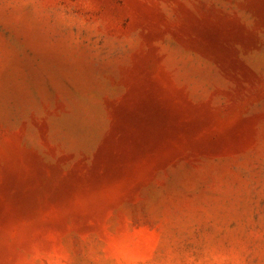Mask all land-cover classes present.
Wrapping results in <instances>:
<instances>
[{
  "label": "rangeland",
  "instance_id": "1",
  "mask_svg": "<svg viewBox=\"0 0 264 264\" xmlns=\"http://www.w3.org/2000/svg\"><path fill=\"white\" fill-rule=\"evenodd\" d=\"M0 264H264V0H0Z\"/></svg>",
  "mask_w": 264,
  "mask_h": 264
}]
</instances>
